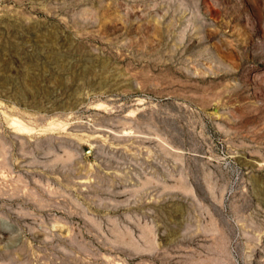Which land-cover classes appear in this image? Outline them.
<instances>
[{
	"label": "rangeland",
	"instance_id": "1",
	"mask_svg": "<svg viewBox=\"0 0 264 264\" xmlns=\"http://www.w3.org/2000/svg\"><path fill=\"white\" fill-rule=\"evenodd\" d=\"M0 264H264V0H0Z\"/></svg>",
	"mask_w": 264,
	"mask_h": 264
}]
</instances>
